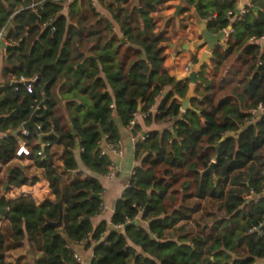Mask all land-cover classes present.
I'll use <instances>...</instances> for the list:
<instances>
[{"label": "trees", "instance_id": "trees-1", "mask_svg": "<svg viewBox=\"0 0 264 264\" xmlns=\"http://www.w3.org/2000/svg\"><path fill=\"white\" fill-rule=\"evenodd\" d=\"M182 2L210 33L229 29L225 47L212 52L211 78L206 65L198 74L186 113L175 97L185 95L187 84L163 70L167 40L142 5L110 3L124 43L92 4L94 20L80 28L68 24L60 2L0 0V31L7 30L8 44L0 52V165L24 141L53 196L38 206L30 197L0 198V264H30L25 257L6 260L25 237L39 252L34 264H74L72 244H95L91 264H264V115L251 113L264 107V44L258 42L264 0H252L240 21L234 20L236 0ZM34 77L28 93L21 78ZM42 102L35 124L46 135L43 148L33 130L14 135ZM137 113L147 114L145 127L173 122L172 130L133 127V136L147 138L135 144L138 166L114 207L115 228L108 231L106 221L94 228L103 188L93 177L70 178L78 169L76 145L84 168L104 176L110 161L100 155L102 138L119 141L118 126L127 128ZM53 147L62 150L61 167ZM211 163L212 171H205ZM7 180L21 187L38 178L15 168ZM59 200L63 225L55 229L47 222L58 220Z\"/></svg>", "mask_w": 264, "mask_h": 264}, {"label": "crops", "instance_id": "crops-1", "mask_svg": "<svg viewBox=\"0 0 264 264\" xmlns=\"http://www.w3.org/2000/svg\"><path fill=\"white\" fill-rule=\"evenodd\" d=\"M111 1L113 0H94L93 7L100 15L99 17L107 20L108 23L112 26V30L116 34V36L125 43V41L122 39L123 36L120 27L117 23L118 21L114 12V6L110 4ZM251 1L252 0H236L234 14L238 15L243 9L250 6ZM128 2L134 7H140V5H142L144 8L150 11L149 14L155 23L156 33L161 34V36L167 40L161 45L164 57L163 70H165L166 73L170 77L174 78L177 82L185 81L187 84L185 95L189 91V88L192 87V93L195 97V89L198 82L192 84L188 79V74L191 71L192 64H194L193 58H200L205 50V47L200 48L195 53H193L191 49H184V46L189 45L198 38L197 27L194 20V14L196 13L194 8L193 11H190L189 9L183 11L186 5L182 2V0H128ZM63 6V14L67 16L68 24L74 26L78 25L80 28H84V26H86L90 22H93L94 20L93 17H89V15L91 14L90 7H92L90 0H74L72 6H70L69 4H63ZM72 11L73 13L78 12L79 14L83 15V17H81L80 20H77L76 23L70 21V13ZM6 32L7 30L4 31V34H6ZM227 40L228 35H226L225 44L223 46L217 47H225ZM3 41L4 48L1 47L0 52L8 46L4 38ZM258 42L260 44H264V39H261ZM206 65L210 66V61ZM209 70L208 72L210 73ZM185 95L182 98H184ZM194 97L191 99V102ZM160 100V98L156 100V104L152 109L153 112H155ZM181 112L184 113L183 111ZM138 124L140 125L142 132L146 133L153 131L163 132L165 130L171 131L173 126V122H166L152 123L150 126L145 127L142 120H139ZM118 127L120 133L119 142L122 149V155H107L110 164L114 165L117 169L116 177L112 180H107L103 176L96 175L84 168L79 158L80 149L77 148V145L74 157L78 169L76 171H73L70 177L71 179L73 177L79 179L93 177L100 182L103 188L101 199L103 205L106 207V210L93 217L91 221L94 228L97 227L102 221H106L108 223V231H111L115 228L110 224L114 207L117 201L120 200L123 192L128 188L132 172L134 168L138 166V162L135 159V146L132 141V135L129 129L122 127L121 125ZM24 132H27L28 134L29 131H23L22 128H20V130L14 135L21 134L22 136H26ZM23 145L24 148L28 151L29 155L30 149L26 146L24 141L19 140V145L14 151L13 159L8 164L0 165V198L4 197L6 200L11 202L21 197H30L31 199H33L35 205L38 206L46 199H53V196L51 195L48 182L41 176V174H39V171L35 169L34 164L28 158V155L22 154L21 156H17V151ZM52 153L55 159V164L58 167H61V148L53 147ZM15 168H20L21 170H23L25 175L29 178H33L34 175H36L38 181L34 184L23 185L21 187L10 186L7 177L11 173L12 169ZM5 184L7 185L6 187ZM63 210H65L64 205ZM2 224L3 220H0V228L2 227ZM128 244L132 245L130 242H128ZM94 245H92V247L88 249H85L83 244H72L70 248L81 258L82 264H91L93 260ZM135 249L137 250V252H140V249L138 247H135ZM28 254L31 256L32 260L29 259ZM34 255L38 256L39 252L34 251V249L32 251V248L29 246L28 241L25 237L19 248L10 250L8 251V253H6V260L9 262L12 259L25 257L27 261L30 262V264H34ZM22 260L23 261L21 262V264L25 262L24 259Z\"/></svg>", "mask_w": 264, "mask_h": 264}, {"label": "water", "instance_id": "water-1", "mask_svg": "<svg viewBox=\"0 0 264 264\" xmlns=\"http://www.w3.org/2000/svg\"><path fill=\"white\" fill-rule=\"evenodd\" d=\"M187 9L190 11H193V7L186 6ZM258 8H254V12L258 11ZM194 20L197 27L198 32V38L190 43L189 45L184 46V49H191L193 53H195L200 48L205 47V50L200 58L197 59V62L192 64L191 71L188 74V79L192 84H195L198 82L197 76L201 72V69L204 65L208 64L211 59V54L213 50L217 46H223L225 44V38H226V32L220 31L216 34L210 33L206 27L205 21H203L197 13L194 14ZM1 47L4 48V41L1 42ZM30 82H25V85H29ZM18 83H13L12 86L16 87ZM166 95V93H164ZM194 97L192 93V87L189 88V91L185 95L184 98L175 97V99L180 103V110L186 113L187 111L192 110L191 105V99ZM45 101V100H44ZM44 102L40 103L38 108L32 113L29 120L25 122L21 128L23 131H30L33 130L38 135V144L43 148L42 140L46 137L45 134H43L39 127L35 124V118L37 117V114L39 110L43 107ZM137 110H140V105H138ZM114 122L118 124V119H114ZM71 130L76 136V132H74L73 128L71 127ZM16 134V132H15ZM77 148H79V145L77 144ZM214 163H211L207 170L205 171H212ZM7 185L5 184V187ZM91 197H97L92 195ZM55 206L58 208V220L56 222H47L50 226L54 227L55 229H61L63 225V216H64V210H63V204L62 201L59 200L55 203ZM132 224H137V222H133ZM29 255V254H28ZM29 259L32 260L31 256L29 255Z\"/></svg>", "mask_w": 264, "mask_h": 264}, {"label": "built area", "instance_id": "built-area-1", "mask_svg": "<svg viewBox=\"0 0 264 264\" xmlns=\"http://www.w3.org/2000/svg\"><path fill=\"white\" fill-rule=\"evenodd\" d=\"M54 1H57V2H60L64 5H68L70 3H72L74 0H54ZM91 4L93 5L94 4V0H90ZM248 12V7L243 9L238 15H236L235 17V21H240L242 20V18L245 16V14ZM229 16H232V13L229 12L228 13ZM226 32V35L229 34V30H224ZM3 37H4V29H2L0 31V49H1V42L3 41ZM264 39V38H262ZM253 40V39H252ZM36 78H32L31 81H25L23 78H21V81L22 82H30L33 83L35 82ZM29 85H27V92L28 93H31L32 92V87ZM252 115H254L255 117H260L261 115H264V107L261 106V105H258L256 108L252 109L251 111ZM147 116V114L145 113H137V114H134L132 119L129 121L128 123V129L131 133V130L133 129V127L138 124V121L139 120H142ZM25 135H27V132H24ZM132 135V134H131ZM147 138V135H138V136H133L132 135V141L134 143V146L135 144L139 143V142H144V140ZM102 151L100 152V155L101 156H107L108 154H114L116 156H121L122 155V149H121V146H120V142L117 141L115 143H108L106 142V137H103L102 140ZM17 156H21L22 154L24 155H28V151L24 148V145L21 146L19 148V150L17 151ZM133 174V172H132ZM117 175V169L114 165L110 164L108 166V169H107V172L106 174L103 176L105 179L107 180H112L116 177ZM129 187V186H128ZM106 210V207L104 205H102L100 207V212H103ZM73 259H74V264H82V260L81 258L77 255V254H74L73 256Z\"/></svg>", "mask_w": 264, "mask_h": 264}, {"label": "rangeland", "instance_id": "rangeland-1", "mask_svg": "<svg viewBox=\"0 0 264 264\" xmlns=\"http://www.w3.org/2000/svg\"><path fill=\"white\" fill-rule=\"evenodd\" d=\"M96 10V9H95ZM97 13V12H96ZM98 14V13H97ZM100 16V15H99ZM81 17H83V15L79 14L78 12H74L73 11L70 13V21L73 23H76L77 20H80ZM89 17H93L92 14L89 15ZM218 48V47H217ZM207 66V65H206ZM210 69V70H209ZM208 70L210 71V73L208 72ZM208 72L209 78H211V68L210 66L206 67V70L204 71V73L206 74Z\"/></svg>", "mask_w": 264, "mask_h": 264}]
</instances>
